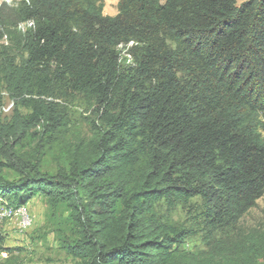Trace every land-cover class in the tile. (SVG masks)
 <instances>
[{
	"label": "trees",
	"instance_id": "obj_1",
	"mask_svg": "<svg viewBox=\"0 0 264 264\" xmlns=\"http://www.w3.org/2000/svg\"><path fill=\"white\" fill-rule=\"evenodd\" d=\"M117 10L104 14L103 0L24 9L26 56L0 66L13 106L0 119V197L19 208L42 196L80 264H264V222L236 227L264 192V0H119ZM128 43L124 69L117 47ZM69 94L96 105L88 138L71 137L57 100ZM46 155L54 171L42 169ZM194 197L203 248L188 250L194 233L170 213Z\"/></svg>",
	"mask_w": 264,
	"mask_h": 264
},
{
	"label": "rangeland",
	"instance_id": "obj_2",
	"mask_svg": "<svg viewBox=\"0 0 264 264\" xmlns=\"http://www.w3.org/2000/svg\"><path fill=\"white\" fill-rule=\"evenodd\" d=\"M119 0H103V13L114 16L118 13ZM163 1V0H162ZM246 0H236L239 5ZM32 0H0V66L4 60H14L18 64L25 56L23 36L29 23L24 20V9L29 7ZM132 43L121 44L117 47L119 64L122 68L134 66ZM0 119L9 120L13 106L9 91L5 87L0 89ZM66 107L72 122L73 138H88L92 134L93 122H97L96 105L80 94H72L57 98ZM22 113L28 109L22 108ZM36 141L34 142V144ZM33 144V145H34ZM42 169L54 171L55 165L50 156L42 160ZM10 206L0 197V211ZM23 209L28 213L31 222L26 228L20 225V214L13 217L0 218V264H80L79 260L66 254L59 246L55 232L46 223L47 204L42 196H35ZM202 201L194 197L186 205L178 204L171 211L170 218L178 226L193 231V235L186 239L184 247L188 250L202 249L203 222ZM1 213V212H0ZM264 222V192L239 219L236 227L249 229L258 227ZM11 249L10 251L6 249Z\"/></svg>",
	"mask_w": 264,
	"mask_h": 264
},
{
	"label": "bare ground",
	"instance_id": "obj_3",
	"mask_svg": "<svg viewBox=\"0 0 264 264\" xmlns=\"http://www.w3.org/2000/svg\"><path fill=\"white\" fill-rule=\"evenodd\" d=\"M19 208H21V211ZM19 208H12L11 206L2 208L0 211L1 212L0 218L13 217L14 215L16 216L17 214H20V220H21V213H22V216H24L25 228L28 227L30 225L31 219L28 213L23 209V207H19Z\"/></svg>",
	"mask_w": 264,
	"mask_h": 264
},
{
	"label": "built area",
	"instance_id": "obj_4",
	"mask_svg": "<svg viewBox=\"0 0 264 264\" xmlns=\"http://www.w3.org/2000/svg\"><path fill=\"white\" fill-rule=\"evenodd\" d=\"M11 106H12V103H11L10 106H8L7 108H3V109H7V110H9V109L11 108ZM19 209H20V211H21V208H19ZM19 222H20L21 227L25 228V224H24V216H22V213H21V220H20Z\"/></svg>",
	"mask_w": 264,
	"mask_h": 264
}]
</instances>
